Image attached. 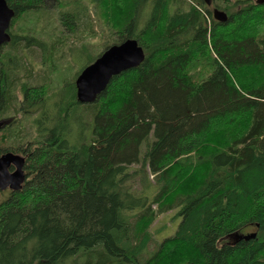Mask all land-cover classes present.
<instances>
[{"label": "trees", "instance_id": "trees-1", "mask_svg": "<svg viewBox=\"0 0 264 264\" xmlns=\"http://www.w3.org/2000/svg\"><path fill=\"white\" fill-rule=\"evenodd\" d=\"M6 1L37 15L0 49V155L26 175L0 201V264H264V0ZM128 38L144 60L80 103L78 73Z\"/></svg>", "mask_w": 264, "mask_h": 264}, {"label": "water", "instance_id": "water-1", "mask_svg": "<svg viewBox=\"0 0 264 264\" xmlns=\"http://www.w3.org/2000/svg\"><path fill=\"white\" fill-rule=\"evenodd\" d=\"M210 6L213 0H203ZM15 10L6 0H0V49L10 42L9 28ZM213 18L219 22L227 19V14L216 8L213 9ZM145 54L143 48L134 38H128L119 44L107 47L92 63L84 67L75 78L77 100L80 103H91L106 88L110 79L130 68L137 67ZM26 179L23 156L14 152H5L0 155V191L6 189L16 191L21 188ZM245 239L255 234L243 235Z\"/></svg>", "mask_w": 264, "mask_h": 264}, {"label": "rangeland", "instance_id": "rangeland-1", "mask_svg": "<svg viewBox=\"0 0 264 264\" xmlns=\"http://www.w3.org/2000/svg\"><path fill=\"white\" fill-rule=\"evenodd\" d=\"M52 0H48V2L50 3ZM40 12V11H39ZM56 11L53 9H51V11H48V14H52L53 20H50L51 22H57L55 16H56ZM36 13H31V11L28 12H24L21 14V16L17 19V22H14V26L12 29V32H14V29H16L17 27L20 26H25V28L28 26V24L30 25H35V18H36ZM13 24V23H12ZM10 28H12V26H10ZM9 28V30H10ZM58 33V32H56ZM17 34V33H14ZM38 34V33H36ZM20 35H24V34H20ZM89 41L91 42H97L99 43V38H89ZM32 63L34 65V67H39L40 62L39 59L37 58H33L32 59ZM83 63H80V61L78 59H76L75 57L72 58L67 65L65 64L64 67H68V70L65 71L64 76L67 79H72L75 75V73L82 67ZM193 71V70H192ZM197 71L199 74L205 75L207 72H209L207 70V67H202V64H200L199 66H197ZM194 72V71H193ZM59 74V73H58ZM52 75L53 79L56 81L57 80V76L60 77L62 75ZM53 81V82H55ZM150 137L152 138V135H150ZM9 189H6L4 191H0V201L2 199H4L7 195H8ZM178 210L179 208H173L164 212H159L157 214H155L154 218L151 220V222L149 223V230L151 232V240L147 243V246L144 250V253H147L148 255L152 254L154 252L155 246L156 244L160 243V241L173 234L176 229L177 226L179 224V222L181 221V216L178 214ZM253 233L256 235V232L254 231L253 227H249L246 228L244 231H241L237 234L239 235H246V234H250Z\"/></svg>", "mask_w": 264, "mask_h": 264}]
</instances>
